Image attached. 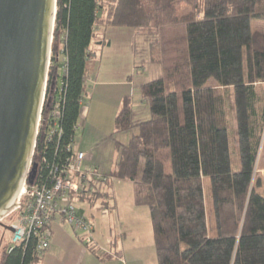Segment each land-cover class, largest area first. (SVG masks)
<instances>
[{
  "label": "trees",
  "instance_id": "trees-1",
  "mask_svg": "<svg viewBox=\"0 0 264 264\" xmlns=\"http://www.w3.org/2000/svg\"><path fill=\"white\" fill-rule=\"evenodd\" d=\"M103 1L56 0L52 38L62 37V49L51 42L43 112L58 101L59 116L37 137L35 181L74 158L96 27H129L136 33L135 69L149 62L158 73L140 83L141 104L131 93L123 97L109 137L129 132V138L115 141V169L102 173L105 181L89 178L79 200H100L101 209L102 187L114 179L135 183L136 203L149 208L155 264H264V174L257 172L264 147V0H107L113 6L105 16ZM9 244L0 264H36L43 253L34 236L8 252Z\"/></svg>",
  "mask_w": 264,
  "mask_h": 264
},
{
  "label": "water",
  "instance_id": "water-1",
  "mask_svg": "<svg viewBox=\"0 0 264 264\" xmlns=\"http://www.w3.org/2000/svg\"><path fill=\"white\" fill-rule=\"evenodd\" d=\"M55 10L56 0H0V218L14 206L33 148Z\"/></svg>",
  "mask_w": 264,
  "mask_h": 264
},
{
  "label": "crops",
  "instance_id": "crops-1",
  "mask_svg": "<svg viewBox=\"0 0 264 264\" xmlns=\"http://www.w3.org/2000/svg\"><path fill=\"white\" fill-rule=\"evenodd\" d=\"M106 45L110 47V43H107ZM99 50L100 51L98 56L99 58H101L102 46L99 48ZM97 61L99 62V59ZM124 78L126 79L125 83L123 82V80H121L120 82L123 85L122 92L115 93V104H117L116 107L114 104H108L109 100L105 96V93L97 91L95 92V106H93V109H84V113L82 112L83 119L85 120H81L79 124V127H81L82 130L78 139L79 142L77 141L78 148H73V150L83 152L84 155L87 154L89 162L96 163L97 165L100 164V166L102 164L101 160L99 158L94 157V155L92 153H89V151L95 149L98 144L108 141V138H110L109 135L113 132L112 118L117 112L123 97L131 93L132 77L131 75H125ZM96 83H98V81L95 80L94 84L96 85ZM105 84L106 83H103L102 85ZM134 104L137 106L135 102ZM90 112H92L91 117ZM94 114H96L98 118H102L105 114L106 116L109 115L110 120H112L111 126L107 129H104L106 127H103L101 125L100 122L103 121H100L99 118L98 125L94 126L90 124V126L87 127L88 116L91 123L94 124L92 120ZM106 120H108L107 117ZM106 125H108V123ZM121 134L122 133L118 135ZM128 138L129 136H125V138H123L124 141H119L118 139L116 140L121 143H125L127 142ZM116 140H113L115 151V155L113 156V166L108 172L115 169V162L118 156V152L115 145ZM84 159L85 157L82 161H84ZM258 173L261 175L264 174V165L260 166ZM129 184L131 185L130 187H128ZM117 185L118 187L116 188ZM101 191H106V195L102 197V199H104V201L106 202L104 208H98V205H100V200H98L96 204H92L86 200H79V198L77 199L78 201H84L86 203L85 205L88 206L90 209H95L97 211V214L99 212L102 214V220L99 223L102 224L106 221L105 226L107 229V239L105 240L104 246L107 248V252L111 253L112 255L104 256V254H101V251L98 254L91 252L87 248V246H85V244L78 239L77 232L72 230L66 220H64V218L59 214H54L50 225L51 236L49 246L42 253L38 263L36 264L156 263V254L153 258L152 255H149L148 257L144 253L145 251L143 244H146L149 247H154L153 232L150 223V214L148 206L145 204H137L135 201L137 185L128 180L114 179L112 183H110L108 186L102 187ZM103 210L107 211L104 212ZM89 217L94 218L93 213H89ZM103 218H106L104 222ZM140 227L142 228L140 229ZM93 229L91 235L92 243L99 247V241L97 239L98 235L96 234V230L93 231Z\"/></svg>",
  "mask_w": 264,
  "mask_h": 264
},
{
  "label": "rangeland",
  "instance_id": "rangeland-1",
  "mask_svg": "<svg viewBox=\"0 0 264 264\" xmlns=\"http://www.w3.org/2000/svg\"><path fill=\"white\" fill-rule=\"evenodd\" d=\"M113 6L111 4L108 5V1H103V16L106 15V12L109 11L108 7ZM256 28H262L261 25L255 26ZM136 33L133 29L129 27H122V26H113L109 24H105L97 26L95 29V37L93 42L90 45V50L92 51V55L87 60V73H86V86H87V92L88 95H85L83 97V101L81 104V110H80V116L78 118V123L75 128L74 132V140H73V148H78V139L80 137L81 133V127H79V124L81 120L83 119V111L84 109H93V106H95V92H103L105 93V96L109 100L108 104H114L115 107L117 104H115L116 95L115 93H120L123 90V85L120 83L121 80L125 83L126 79L124 78L125 75H131L132 77V84H131V94L134 97V102L136 104H141L140 102V92H139V85L140 83L153 79L157 73V64H151L149 62L144 63V67L140 69L139 71L135 69L133 64V42L135 41ZM110 43V47H108L106 44ZM57 44L58 50L61 52L62 49V37H60L58 40H54L52 38V46ZM102 46V55L101 58H99V48ZM141 51H143V56L147 58L146 49L143 45H141ZM53 52H50V56ZM96 54V55H95ZM63 55H60V60H62ZM99 59V62L97 61ZM147 60V59H146ZM59 74V80L61 79L62 74V66L58 69ZM98 81L96 85L94 84V81ZM103 83H106L105 85H102ZM95 85V86H94ZM127 88V86H126ZM139 99V100H137ZM92 111V110H91ZM108 111V110H107ZM83 112V113H82ZM146 113V112H145ZM92 116V112H90V117ZM115 116V115H114ZM113 116V120H114ZM106 117L108 120H106ZM100 122L103 127H106L104 129H107L111 126L112 120H110L109 115L106 116V114L101 118ZM96 114L93 116V123L89 120L88 116V122L87 127L91 125H98V119ZM108 123V125H106ZM110 123V125H109ZM120 134V133H118ZM114 134L113 137L108 138V141L102 142L97 145V147L89 153H92L94 157L99 158L101 160V166L100 164L89 162L87 154L84 155L85 159L81 163V170L86 171V174L90 176L91 171L93 170V167H96L99 173H105L108 172L112 166H113V156L115 155L114 151V144L113 140L118 139L119 141H124L123 138L125 136H129V132H123L121 135ZM126 134V135H125ZM113 139V140H110ZM78 141V142H77ZM232 160L234 167H239L238 163V154L237 150L235 149V152L232 154ZM118 157V156H117ZM264 165V147L261 150V153L259 155V161L257 166V172L259 171L260 166ZM131 185L129 184L128 187ZM203 186H204V194L207 201V206L210 205L211 202V195H210V185L208 178H205L203 180ZM118 185L116 186V188ZM73 203L76 207H78V212L85 217V220L91 225L93 231L96 230V234L98 235V241H99V247L102 250V254L106 253L108 250L104 246L105 240L107 239V229H106V218H103L104 223L101 222L102 214L99 212L97 214V211L95 209H90L88 206H86L84 201H78L77 198L73 199ZM146 208V207H145ZM16 209L12 208L9 210V212L1 218V222L5 225H11L15 221L16 216ZM106 212L105 210H103ZM89 213H93L94 218L89 217ZM102 225V226H100ZM142 227H140L141 229ZM92 229H91V235H92ZM144 229V228H143ZM94 233V232H93ZM95 237V236H94ZM11 239V232L4 227L0 226V252L2 250V247L4 244L10 243ZM95 240V238H94ZM144 245V253L149 257V255H152V257H155V249L154 247H149L146 244Z\"/></svg>",
  "mask_w": 264,
  "mask_h": 264
},
{
  "label": "built area",
  "instance_id": "built-area-1",
  "mask_svg": "<svg viewBox=\"0 0 264 264\" xmlns=\"http://www.w3.org/2000/svg\"><path fill=\"white\" fill-rule=\"evenodd\" d=\"M44 100L45 91L37 121L33 148L12 207L17 209L15 221L11 224L15 229L11 232L8 252L12 249V246L27 240L30 236H34L37 240L36 250L38 254L44 252L49 246L50 225L54 214L62 216L85 243H92V227L85 220V217L77 211L73 199L78 198L81 187L89 178L105 181L106 176L99 173L95 168L91 171L90 176L86 174L87 170H81V163L84 158L83 152L75 151L74 158L71 161H66L62 167L51 166L46 181L37 182L33 176L32 183L29 182L37 137L42 133L45 126L50 128L55 126L59 116L58 101L54 102L53 107L43 112ZM77 175L81 177H77ZM100 251L102 252L99 249L98 252L100 253ZM111 255L109 252L104 253V256Z\"/></svg>",
  "mask_w": 264,
  "mask_h": 264
},
{
  "label": "flooded vegetation",
  "instance_id": "flooded-vegetation-1",
  "mask_svg": "<svg viewBox=\"0 0 264 264\" xmlns=\"http://www.w3.org/2000/svg\"><path fill=\"white\" fill-rule=\"evenodd\" d=\"M0 221H2L1 218H0Z\"/></svg>",
  "mask_w": 264,
  "mask_h": 264
}]
</instances>
